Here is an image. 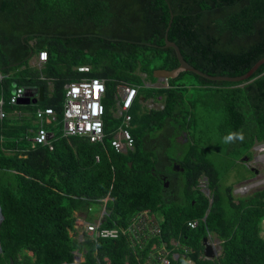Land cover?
Segmentation results:
<instances>
[{"label": "trees", "instance_id": "trees-1", "mask_svg": "<svg viewBox=\"0 0 264 264\" xmlns=\"http://www.w3.org/2000/svg\"><path fill=\"white\" fill-rule=\"evenodd\" d=\"M170 12L168 39L204 74L241 76L264 57V0H0V264H74L75 251L79 264H145L162 252L171 264H264V189L234 197L209 159L220 147L244 162L264 145V64L243 82L180 72L147 86L154 70L178 67L164 47ZM91 78L106 89L105 138L94 144L62 136L65 85ZM122 84L137 88L128 111L134 145L117 153L110 142L123 127L113 117ZM28 87H43V101L10 103ZM149 100L162 107L148 109ZM44 108L55 113L45 125L52 150L32 142ZM230 133L243 140L226 143ZM102 209L103 227L124 229L147 211L159 234L142 248L123 235L77 240L76 214L92 221ZM210 236L220 253L206 259Z\"/></svg>", "mask_w": 264, "mask_h": 264}, {"label": "built area", "instance_id": "built-area-1", "mask_svg": "<svg viewBox=\"0 0 264 264\" xmlns=\"http://www.w3.org/2000/svg\"><path fill=\"white\" fill-rule=\"evenodd\" d=\"M38 60L39 62H45L47 60V53L45 51L40 52ZM77 70L79 72H87L89 68L79 67ZM2 79L3 75L0 74V81ZM105 90V81L98 78L83 79L65 85L62 119L63 137H83L93 144L103 142L105 138V106L102 101L105 97ZM23 93L24 90L22 88L14 90L10 97V103L15 104L22 97ZM117 97H120L119 101ZM136 97L137 88L134 86L122 84L116 89L115 100L118 101L119 111L116 115L113 113V117L122 118L123 127H117L110 144L117 153H125L133 149L134 141L128 130V125L131 121V115L128 114V111L136 100ZM4 117L3 100L0 99V120ZM36 120L38 128L32 138L33 144L48 145L49 149L52 150L50 139L53 137V134L45 129V125L55 122L53 109H37ZM255 150L257 152L255 160L262 163L264 160V145H259ZM96 160H98V157H96ZM103 215L104 210L102 209V213L98 216L99 218H96L93 222L86 221L83 217L84 223L81 225L84 230L82 232L91 240H114L123 235L128 238V241L132 245L142 248L148 239L159 234L158 223L149 216L147 211L137 213L125 229L103 227ZM188 225L190 228H195L197 221L190 222ZM152 249H156V247L153 246ZM161 250L163 251V248ZM157 259L158 264H171L166 252H162ZM145 264H152L151 260L148 259Z\"/></svg>", "mask_w": 264, "mask_h": 264}, {"label": "rangeland", "instance_id": "rangeland-1", "mask_svg": "<svg viewBox=\"0 0 264 264\" xmlns=\"http://www.w3.org/2000/svg\"><path fill=\"white\" fill-rule=\"evenodd\" d=\"M144 76V75H143ZM147 86L152 87H163L166 86V82L164 80H157V82L153 84L147 83ZM118 101L120 100V97H117ZM116 101V108L114 111V115H116L119 111V104L118 101ZM146 107L149 109H159L162 107L161 103L159 102H153L151 100L147 101L145 103ZM181 143L182 138H180ZM259 147V145H256L251 151V159L240 158L237 161H233L231 159H226L223 156V150L222 148L218 147V149L210 150L209 152V159L212 163H214V166L218 169V171L222 175V181L221 186L225 187V185H231L233 188L232 195L236 198L238 197H245L248 195H251L253 192L257 190L264 189V160L262 163L256 161L257 152L256 148ZM178 170V167L175 165L174 168ZM198 188L200 191L204 193L208 197L209 191L206 187L205 181L201 180L199 182ZM235 198V199H236ZM100 211V210H99ZM96 213L94 219L91 221L93 222L96 218H99L98 216L102 213ZM76 221H75V230L77 235L75 234V238L78 240H84L85 233L82 231L84 230L83 226L81 225L84 223L83 215L76 214ZM262 228L264 229V222L262 224ZM210 242L213 244V246H217L218 244V252H220V241H218L214 236H210ZM159 252H161V249H159ZM74 264H78L79 261L82 260V257H80V254L75 251L74 252ZM157 257H154V260H151L152 264H156Z\"/></svg>", "mask_w": 264, "mask_h": 264}, {"label": "water", "instance_id": "water-1", "mask_svg": "<svg viewBox=\"0 0 264 264\" xmlns=\"http://www.w3.org/2000/svg\"><path fill=\"white\" fill-rule=\"evenodd\" d=\"M172 19H173V14L172 12H170V20H169L168 27L166 29V34L164 36V42H165L164 47H170L175 51L176 58L178 61V67L173 70H164V69L154 70L153 77L157 80L161 79V80L166 81L168 79H173L177 77V75L180 72H193L211 81H225V82L237 83V82L248 81L254 75V73L258 70V68L264 64V57H263L260 60H258L245 74L241 76H237V77L209 76L207 74H204L198 71L197 69H195L194 67H192L191 65H189L183 59L178 46L168 39L167 32L172 23ZM31 55H32V52H30L29 57H31ZM24 90L25 91L23 93V96L19 98L17 101V105H31V104L34 105L37 102L43 101L44 99L43 87H40V88L28 87ZM165 186L167 187V183L165 184ZM2 219H3V216L1 214V209H0V223ZM203 246H204V251H203L204 257L208 259L214 258L215 254H214L213 247L208 242H206V239H203ZM11 264H12V260H11Z\"/></svg>", "mask_w": 264, "mask_h": 264}, {"label": "clouds", "instance_id": "clouds-1", "mask_svg": "<svg viewBox=\"0 0 264 264\" xmlns=\"http://www.w3.org/2000/svg\"><path fill=\"white\" fill-rule=\"evenodd\" d=\"M23 89V88H22ZM24 90V89H23ZM25 91V90H24ZM23 96V95H22ZM17 104V102H16ZM243 140V135L241 133H230L228 136L224 138L225 142H232L234 140ZM262 145V144H259Z\"/></svg>", "mask_w": 264, "mask_h": 264}, {"label": "crops", "instance_id": "crops-1", "mask_svg": "<svg viewBox=\"0 0 264 264\" xmlns=\"http://www.w3.org/2000/svg\"><path fill=\"white\" fill-rule=\"evenodd\" d=\"M32 105V104H31ZM83 138V137H82ZM86 139V138H85ZM212 247H213V250H214V254H215V256L216 255H219V253L220 252H218V244H217V246H213V244H211V242H208ZM80 257H82L81 255H80ZM155 256L153 255V254H150V260H152L153 258H154ZM206 258V257H205ZM206 259H208V258H206ZM82 261V260H81Z\"/></svg>", "mask_w": 264, "mask_h": 264}, {"label": "flooded vegetation", "instance_id": "flooded-vegetation-1", "mask_svg": "<svg viewBox=\"0 0 264 264\" xmlns=\"http://www.w3.org/2000/svg\"><path fill=\"white\" fill-rule=\"evenodd\" d=\"M178 167V166H177ZM175 169H176V167H175Z\"/></svg>", "mask_w": 264, "mask_h": 264}]
</instances>
